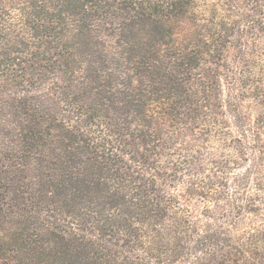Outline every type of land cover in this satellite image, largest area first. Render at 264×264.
Masks as SVG:
<instances>
[{"label":"trees","instance_id":"16d2710c","mask_svg":"<svg viewBox=\"0 0 264 264\" xmlns=\"http://www.w3.org/2000/svg\"><path fill=\"white\" fill-rule=\"evenodd\" d=\"M0 264H264V0H0Z\"/></svg>","mask_w":264,"mask_h":264},{"label":"rangeland","instance_id":"374dc122","mask_svg":"<svg viewBox=\"0 0 264 264\" xmlns=\"http://www.w3.org/2000/svg\"><path fill=\"white\" fill-rule=\"evenodd\" d=\"M202 8H203V6L200 9H202Z\"/></svg>","mask_w":264,"mask_h":264}]
</instances>
